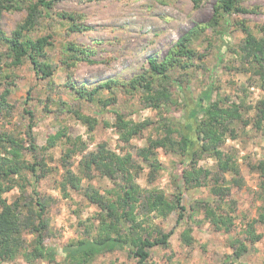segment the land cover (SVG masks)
Instances as JSON below:
<instances>
[{
  "label": "trees",
  "instance_id": "16d2710c",
  "mask_svg": "<svg viewBox=\"0 0 264 264\" xmlns=\"http://www.w3.org/2000/svg\"><path fill=\"white\" fill-rule=\"evenodd\" d=\"M54 2L0 0V23L6 11L26 12L11 37L0 25V44L6 49L0 58L5 59L7 67L5 71L0 66L1 85H5V89L0 91V114L9 121L15 108L9 103L15 69L30 64L37 78L46 80L52 78L59 67L66 73L64 86L77 101L100 104L106 108L103 111L116 116L113 127L124 143L121 150L126 153L120 154L108 148V143H100L87 154L88 144L81 136L73 137L68 133L66 125L50 133L46 145L39 146L34 131L36 119L29 109L25 110L29 121L24 133L0 130V264L14 262L18 258L29 264L38 261L56 263L59 257L64 264H93L99 257L117 252L126 253L136 264H148L153 249L168 246L174 231L164 233L160 227L144 225V219L140 220L142 214L145 219L152 213L165 219L177 214V224L187 225L181 234V242L189 249L197 242L190 224L208 222L214 232L230 234L237 227L233 215L235 209L232 202L224 199L226 188L223 186H241L242 183L236 179L241 176V168L236 150L223 152L222 148L227 139L240 137L239 130L249 129L264 136V96L255 106L247 104L246 98L233 101L229 95L218 94L214 99L216 85L210 83L195 98L190 90V75L204 58L197 47L204 43L212 45L208 38L209 30L222 35L224 40L229 28L236 26L247 35L237 55L238 70L248 76L249 86L264 90V22L251 27L244 21L235 20L234 15L250 11L243 6L242 0H217L213 18L185 32L162 60L150 58L149 68L144 73L130 80L109 79L88 86L78 85L73 77L81 63H93L90 59L93 48L66 41L60 61L55 63L47 52L55 45L54 34L33 35L44 17H52ZM57 16L67 22L70 32L88 29L81 23L82 15L62 12ZM222 54L218 59L220 63ZM216 70L218 68L213 71V76H216ZM119 94L143 109L157 111L159 119H127L123 109L117 105ZM30 101L31 90L27 103ZM45 108L50 111L49 105ZM67 109L71 117L87 127L89 134L95 131L99 124L97 116L72 104ZM142 138L146 139L145 145L132 144L133 139ZM58 147L63 149L59 165L49 166L47 154ZM160 150L177 159L174 164L178 162L175 164L178 169L174 175L183 182L181 187L179 180L172 175L175 190L169 196L151 187L164 169L159 161ZM77 154L82 157L76 173L71 161ZM209 158L216 160L214 168L199 165ZM244 158L249 170L258 173L262 179L256 192L261 205L257 207L254 218H243L242 228L228 241L230 251L224 254L221 264H247L243 258L250 252V245L264 239V232L258 231V227H264V159ZM137 159L149 168V182L144 186L138 181L145 176V167L140 166ZM59 167L63 170L60 186L64 197H71L72 192L80 193L98 209L85 226L86 235L62 247L45 243L51 233L50 207L36 189L42 179L48 178L52 172L58 173ZM228 173L235 176L231 182L227 180ZM107 179L114 187L107 188L102 194L93 182ZM29 185L32 186L31 192L27 190ZM202 187H209L210 194L206 198L190 201L186 197V191ZM16 188L20 194L10 203L7 194ZM224 204L227 205L226 210ZM27 235L33 236L30 243L26 240Z\"/></svg>",
  "mask_w": 264,
  "mask_h": 264
},
{
  "label": "rangeland",
  "instance_id": "374dc122",
  "mask_svg": "<svg viewBox=\"0 0 264 264\" xmlns=\"http://www.w3.org/2000/svg\"><path fill=\"white\" fill-rule=\"evenodd\" d=\"M242 1L243 6L250 11L234 15L235 20L244 21L251 27L262 24L264 22V0ZM216 2L217 0H55L51 10L52 17L48 19L44 17L39 29L33 32V35L54 34L55 45L47 52L55 63H59L66 41H75L78 45L94 49V53L90 57L93 63H81L74 73L73 78L78 85L94 86L109 79L130 80L149 68L148 60L150 58L162 60L185 32L197 24L208 23L213 18ZM62 12L82 15L81 23L88 29L82 32H70L67 30V22L60 20L57 16V13ZM25 14V11H6L1 18L2 30L11 37ZM222 37V35L213 34L209 30L208 38L212 41V45L204 43L197 47L204 58L197 63L198 69H194L190 75V90L196 98L204 90L205 85L213 83L216 85L214 99L218 94L229 95L233 101L246 98L247 104L255 106L264 96V90L256 86H249L248 76L238 70L237 55L241 47L244 46L247 35L241 28L231 26L224 36V40ZM5 50L4 46L0 44V55ZM221 54L224 56L220 63L218 59ZM5 62V59L1 60L0 58V66L6 71ZM217 68L216 76H213V71ZM14 73L16 77L13 78L14 86L10 87L12 95L9 98V103L15 108L11 111L12 116L9 121L0 114V130L24 133L29 121V115L25 113V110L29 109L34 113L36 119L34 131L39 146L46 145L48 135L60 129L61 125H66L68 133L73 137L81 136L88 144V150L85 152L87 154L96 149L100 143H108V148L120 154L126 153L121 150L124 143L121 142L119 134L113 127L116 116L110 111H103L106 108L100 104H85L77 101L64 86L66 73L61 68L58 67L54 76L46 80H39L30 64L15 69ZM183 79L188 80L185 76ZM1 84L2 81H0V91L2 92L5 85ZM29 90H31V101L27 103ZM106 97L109 98L108 95ZM71 104L75 107H82L84 112L97 116L99 124L92 134L88 133L86 126L67 113V107ZM46 105H49L50 111L45 108ZM117 105L123 109L127 119L135 121L159 119L157 111L143 109L138 103L128 101V98L122 94L118 95ZM239 133L241 135L237 140L227 139L222 148L223 152L231 149L236 150L241 168V176L236 177L242 183L241 186L235 184L223 186L226 188L224 199L234 204L233 215L236 217V229L230 234H222L214 232L208 222L202 225L190 224L193 229L192 235L197 242L189 249L184 247L181 242V234L187 225L177 224V214L174 213L166 219L154 213L145 219L146 216L142 214L140 220L144 219V225L160 227L164 233L174 231L168 246H157L153 249L152 258L148 264H221L224 254L230 251L228 241L242 228L243 218L252 219L256 216L257 207L261 205L256 192L262 179L258 173L249 170L244 157L250 156L255 161L264 159V136L249 129L244 132L239 130ZM22 136L25 137V135ZM132 144L143 146L146 144V139H133ZM62 152L63 149L58 147L56 151L47 154L49 166L59 165ZM81 157L80 154H77L71 161L72 169L76 173ZM49 159L51 160L49 161ZM137 160L136 162L140 166L143 165V162ZM159 161L164 169L159 172L151 187L160 189L169 196L175 190L172 175L175 176L174 173L178 169V167L175 168V164L178 162L174 164L177 159L166 154L163 150L159 152ZM199 165L212 169L216 165V160L205 159ZM143 167H145L143 172L145 176H141L138 181L142 186L149 182L147 176L149 168L145 164ZM62 173L63 170L59 167L58 173L52 172L36 187L50 207L51 233L45 241L48 246L62 247L72 240L85 236V226L93 219L98 210L80 193L72 192L71 197H64L60 186ZM226 176L230 182L235 178L232 173H228ZM174 179L179 180L178 183L183 187V182L178 176H175ZM93 183L102 194H105L107 188L113 186L111 180L108 179L94 180ZM27 190L31 192L32 186H27ZM19 194V188L14 189L7 194L8 201L12 203ZM209 194V187L192 189L185 193L190 201L206 198ZM226 206L225 204L223 206L225 210ZM229 207H227L228 210H230ZM258 231L264 232V227H258ZM32 239L33 236H26L28 243ZM243 260L247 264H264V239L250 245V252ZM110 263L136 264L133 258L121 252L106 254L99 257L93 264ZM3 264L29 263L23 258H18L14 262ZM36 264L64 263L59 257L56 263L38 261Z\"/></svg>",
  "mask_w": 264,
  "mask_h": 264
}]
</instances>
